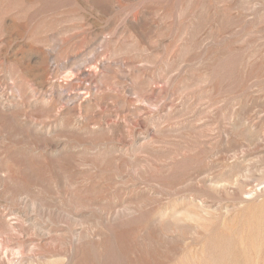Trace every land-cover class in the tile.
Segmentation results:
<instances>
[{
	"label": "rangeland",
	"instance_id": "374dc122",
	"mask_svg": "<svg viewBox=\"0 0 264 264\" xmlns=\"http://www.w3.org/2000/svg\"><path fill=\"white\" fill-rule=\"evenodd\" d=\"M0 264H264V0H0Z\"/></svg>",
	"mask_w": 264,
	"mask_h": 264
},
{
	"label": "bare ground",
	"instance_id": "6f19581e",
	"mask_svg": "<svg viewBox=\"0 0 264 264\" xmlns=\"http://www.w3.org/2000/svg\"><path fill=\"white\" fill-rule=\"evenodd\" d=\"M245 170H246V169H245ZM243 172H244V171H242V173H243ZM245 172H246V171H245ZM240 175H241V174H240ZM243 175H244V174H243ZM244 176H245V175H244ZM240 177H241V176H240ZM244 180H245V178H244ZM246 180H247V179H246ZM246 180H245V181H246ZM250 182H251V181H250ZM253 182H255V181H253ZM240 183H241V185H245V182H244V181H241ZM251 184H252V183H251ZM250 189H251V188H250ZM247 193H250V192H247ZM251 193H252V192H251Z\"/></svg>",
	"mask_w": 264,
	"mask_h": 264
}]
</instances>
